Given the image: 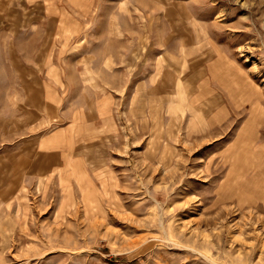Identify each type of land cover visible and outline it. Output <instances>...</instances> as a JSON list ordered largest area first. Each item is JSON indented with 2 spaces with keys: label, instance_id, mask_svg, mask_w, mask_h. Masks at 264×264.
Returning a JSON list of instances; mask_svg holds the SVG:
<instances>
[{
  "label": "rangeland",
  "instance_id": "1",
  "mask_svg": "<svg viewBox=\"0 0 264 264\" xmlns=\"http://www.w3.org/2000/svg\"><path fill=\"white\" fill-rule=\"evenodd\" d=\"M7 77L78 81L79 139L0 180V264H264V0H0L1 171L11 131L54 126Z\"/></svg>",
  "mask_w": 264,
  "mask_h": 264
},
{
  "label": "crops",
  "instance_id": "2",
  "mask_svg": "<svg viewBox=\"0 0 264 264\" xmlns=\"http://www.w3.org/2000/svg\"><path fill=\"white\" fill-rule=\"evenodd\" d=\"M29 53L30 59L24 58V61H31L35 63L37 61L35 51L26 50ZM28 67H31L32 65ZM55 67H61V63L56 62L53 63ZM55 80V79H54ZM66 81L67 89L63 91V88L60 87V90L55 87L52 88L53 85H58L57 81H43L41 84V90H33L22 92L21 89H18L14 86L15 83L6 80L8 84V99L18 100L24 98L28 99H39L38 103L41 100L49 101L47 103V109L52 112V116L47 117L53 123V127L49 130L45 129H25L24 127H18V129H14L11 133L14 135L10 137H14L11 142L8 143V155L16 158V161H12L11 159L7 161L8 169L0 170V180L3 181V187L9 188L13 182H21L26 181V179H46L49 177V174L53 172V170L58 169L63 164V160L65 157L69 155L70 151V141H75L79 139L77 136H69L68 128H70L73 120L66 121V125L61 126L60 123H64L62 119V111L63 104L61 101L67 98V94L69 91L74 89L75 85L78 84V81ZM27 84H32L31 82H27ZM65 84V87H66ZM78 88H76L77 90ZM26 94V95H24ZM6 95H0V99H5ZM59 111V112H58ZM60 113V114H59ZM42 117V116H41ZM40 118V117H39ZM61 118V121L57 119ZM64 118V116H63ZM63 120V121H62ZM17 138V140H16ZM12 139V138H10ZM0 156V163L4 162L2 160L4 155L7 153L3 152ZM18 158V159H17ZM5 181V182H4Z\"/></svg>",
  "mask_w": 264,
  "mask_h": 264
}]
</instances>
